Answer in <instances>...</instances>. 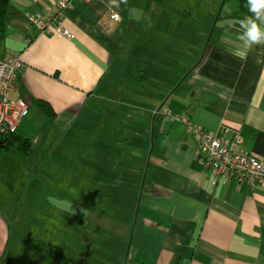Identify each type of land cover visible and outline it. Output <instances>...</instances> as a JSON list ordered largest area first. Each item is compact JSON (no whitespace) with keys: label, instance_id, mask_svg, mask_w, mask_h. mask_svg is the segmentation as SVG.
Wrapping results in <instances>:
<instances>
[{"label":"crops","instance_id":"1","mask_svg":"<svg viewBox=\"0 0 264 264\" xmlns=\"http://www.w3.org/2000/svg\"><path fill=\"white\" fill-rule=\"evenodd\" d=\"M9 1L0 60L19 54L24 61L13 96L30 102L17 134L31 151L0 148V194L10 201L12 182L19 177L32 186L38 171L55 180L98 175L93 143L105 138L114 149L106 173L120 182L105 193L103 211L92 199L80 203L79 211L90 213L79 226L124 239L128 254L96 264H264V187L214 186L186 125L165 113L186 114L213 132L238 130L242 149L264 161V44L244 49L237 39L248 9L239 12V0H126L118 7L76 0L64 12L75 34L70 41L40 34L27 18L59 0ZM52 147L58 158L48 154ZM44 158L58 162L56 173L38 170ZM7 203L0 201V264H31V256L5 255L18 217L11 226L16 206ZM45 258L34 256L36 264Z\"/></svg>","mask_w":264,"mask_h":264},{"label":"rangeland","instance_id":"2","mask_svg":"<svg viewBox=\"0 0 264 264\" xmlns=\"http://www.w3.org/2000/svg\"><path fill=\"white\" fill-rule=\"evenodd\" d=\"M228 3L230 0L227 6ZM200 23L198 20L192 22L194 28H200ZM178 28L179 26L175 25L173 31H178ZM128 41L127 45L131 46L135 39L128 38ZM139 65V62H135L132 66L133 75H136L134 70L138 69ZM109 141L102 138L96 144L93 143L97 146L94 161H97L95 167L98 175H66L55 180L54 176L48 174L51 176L48 178L46 174L38 171L32 180V186H30V180L19 177L12 182V190L8 192L11 194L10 201L6 191L1 192L0 201L8 202L7 204H11V207L16 206V212L10 222L11 226L18 214L17 222L11 228L12 237L5 255L31 256V259H27L31 264H36L34 256H46V264H96L101 257L127 256L128 246L124 239L111 238L106 230L92 227L93 224L88 228L79 226L85 223L90 213L85 209H81L82 212H80L78 208L80 203L83 205L84 202L92 199V203L96 201L92 207L103 211L106 208L105 193H110L112 185L120 182L110 178L106 173L110 170L108 161L114 153L112 146L108 147ZM53 148L48 154L54 151L55 154L51 157L58 158V149L53 150ZM86 148L91 150V146ZM47 158L42 160L38 170L56 173L59 168L58 162L52 161V158L47 160ZM74 168L76 166L73 170ZM95 187L98 190L96 195L92 194V198L87 197ZM120 199L123 200L120 202L121 206L128 205L127 198ZM19 259L24 258L19 257ZM7 263L9 262L3 261L1 264Z\"/></svg>","mask_w":264,"mask_h":264},{"label":"built area","instance_id":"3","mask_svg":"<svg viewBox=\"0 0 264 264\" xmlns=\"http://www.w3.org/2000/svg\"><path fill=\"white\" fill-rule=\"evenodd\" d=\"M75 1L59 0L55 8H49L41 14H27L28 21L40 34L62 36L73 41L75 34L65 27L64 12ZM110 17L114 22L121 21V16L116 11L112 10ZM24 67V61L19 54L0 60V140L16 134L29 111V101L13 96L17 92ZM165 113L171 120H178L186 125L187 131L192 134L203 152L200 161L212 175L214 186L229 182H247L255 187H264V161L242 149L243 137L240 131H232L228 126H222L217 132H213L195 125L186 114L175 116L168 109Z\"/></svg>","mask_w":264,"mask_h":264},{"label":"clouds","instance_id":"4","mask_svg":"<svg viewBox=\"0 0 264 264\" xmlns=\"http://www.w3.org/2000/svg\"><path fill=\"white\" fill-rule=\"evenodd\" d=\"M120 3H126V0H108L111 6L118 7ZM246 7L252 15L240 21L241 31L237 39L244 49H250L253 45L264 44V22L261 19L264 17V0H247Z\"/></svg>","mask_w":264,"mask_h":264},{"label":"trees","instance_id":"5","mask_svg":"<svg viewBox=\"0 0 264 264\" xmlns=\"http://www.w3.org/2000/svg\"><path fill=\"white\" fill-rule=\"evenodd\" d=\"M246 4H247V0H239L238 11L239 12L245 11L247 9ZM9 6H10L9 0H0V40L3 39L6 35ZM39 105L45 111V113H47L50 116L53 115L51 106L47 102L40 100ZM12 147H16L19 151L23 153H30L31 151V144L29 140L20 137L17 133L14 135H11L9 138L0 140L1 149L7 150ZM0 262H1V257H0ZM130 263L138 264L137 262L135 263L130 262ZM140 264H143V263H140Z\"/></svg>","mask_w":264,"mask_h":264}]
</instances>
